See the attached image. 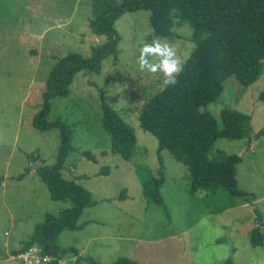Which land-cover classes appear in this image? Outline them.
Returning <instances> with one entry per match:
<instances>
[{
    "label": "rangeland",
    "instance_id": "obj_1",
    "mask_svg": "<svg viewBox=\"0 0 264 264\" xmlns=\"http://www.w3.org/2000/svg\"><path fill=\"white\" fill-rule=\"evenodd\" d=\"M95 12L92 0H0V264H21L8 250H19L47 214L59 216L75 205L52 199L36 172L56 163L62 138L60 128L40 129L34 120L57 60L71 52L90 58L92 47L107 41L91 31ZM115 27L119 41L100 70L77 72L70 95L52 97L46 115L47 121L60 120L72 130L74 149L64 177L88 189L96 201L84 209L80 223L90 222L83 229L60 235V248L78 252H64L58 264H113L122 257L137 264H225L228 258L235 264H264V243H250L251 232L264 220V135L255 137L264 128V101L258 99L264 70L249 86L229 78L222 95L207 106L218 120L223 109H237L251 116L252 126L250 139L216 142L217 150L242 157L238 185L252 198L212 213L204 191L190 195L188 168L168 150L159 154L158 140L139 122L141 103L164 85L161 74L142 72L137 64L142 43L157 37L150 11H127ZM173 32L166 39L180 53L191 54L192 27L177 24ZM104 102L135 131L137 147L130 160L112 152L102 124ZM161 167L165 181L158 204L145 196L143 182L152 184ZM105 168L108 173L99 174Z\"/></svg>",
    "mask_w": 264,
    "mask_h": 264
},
{
    "label": "trees",
    "instance_id": "obj_2",
    "mask_svg": "<svg viewBox=\"0 0 264 264\" xmlns=\"http://www.w3.org/2000/svg\"><path fill=\"white\" fill-rule=\"evenodd\" d=\"M92 2L96 16L91 19L89 26L92 33L105 36L107 41L102 45L93 46L90 58L71 52L57 60L46 81L42 108L34 120L40 129L60 128L62 138L56 163L52 166L42 165L36 172L47 184L52 199L73 201L75 205L59 216L47 214L45 221L36 225L30 239L19 250L13 251V255L34 245L43 246L53 258L61 259L60 256L64 252H78L75 248H60L59 237L65 230L83 229L90 222L80 223L84 209L95 205L96 201L88 189L74 179L64 177L66 160L74 149L72 130L60 120L47 121L46 115L50 112L52 97L70 95L77 72L84 67L92 71L100 70L101 61L114 52L119 41L116 21L127 11H150V23L156 36L173 37V28L177 24H189L193 30L192 41L195 47L184 71L178 77V83L175 86L163 85L140 106V125L158 140V153L168 150L176 160L188 168L190 195L195 196L204 191L205 206H208L212 213H222L235 207L236 201H249L252 198V194L238 185L237 165L242 162V157L216 149V142L220 139H250L251 116L237 109L225 108L218 120L207 106L222 95L229 78L234 76L243 86H249L260 78L264 70V0ZM258 99L264 101V91ZM101 109L102 124L111 136L112 152L130 160L137 147L134 129L108 103L104 102ZM263 135L264 128L255 137L259 139ZM84 154L94 159L90 151H84ZM159 170L161 176L155 178L152 184L144 181L143 186L146 197L162 204L161 188L165 178L163 167ZM105 172L108 173L107 168L102 169L99 174ZM125 192L126 190L122 191L120 198H126ZM216 198L218 200L215 206ZM263 227L264 220L261 219L259 227L251 232L250 243L253 247L263 245ZM80 259L81 257H78V260ZM58 263L53 261L51 264ZM113 264L137 262L122 257ZM225 264L235 263L232 258H228Z\"/></svg>",
    "mask_w": 264,
    "mask_h": 264
},
{
    "label": "clouds",
    "instance_id": "obj_3",
    "mask_svg": "<svg viewBox=\"0 0 264 264\" xmlns=\"http://www.w3.org/2000/svg\"><path fill=\"white\" fill-rule=\"evenodd\" d=\"M190 54L180 53L174 43L164 37L143 42L139 49V70L152 75L161 74L165 86H175Z\"/></svg>",
    "mask_w": 264,
    "mask_h": 264
},
{
    "label": "built area",
    "instance_id": "obj_4",
    "mask_svg": "<svg viewBox=\"0 0 264 264\" xmlns=\"http://www.w3.org/2000/svg\"><path fill=\"white\" fill-rule=\"evenodd\" d=\"M13 258H17L21 264H51L53 261H58L60 259L53 258L43 246L34 245L27 247L20 251L17 255H13Z\"/></svg>",
    "mask_w": 264,
    "mask_h": 264
},
{
    "label": "crops",
    "instance_id": "obj_5",
    "mask_svg": "<svg viewBox=\"0 0 264 264\" xmlns=\"http://www.w3.org/2000/svg\"><path fill=\"white\" fill-rule=\"evenodd\" d=\"M8 246V244H6ZM9 247V246H8ZM8 255L11 257V259H13V250L12 249H9L8 250ZM15 259V258H14Z\"/></svg>",
    "mask_w": 264,
    "mask_h": 264
}]
</instances>
